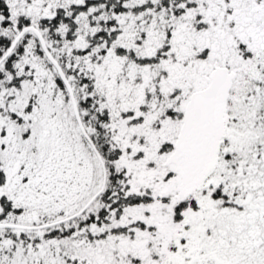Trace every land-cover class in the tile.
<instances>
[{"label": "snow or ice", "instance_id": "snow-or-ice-1", "mask_svg": "<svg viewBox=\"0 0 264 264\" xmlns=\"http://www.w3.org/2000/svg\"><path fill=\"white\" fill-rule=\"evenodd\" d=\"M0 264H264V0H0Z\"/></svg>", "mask_w": 264, "mask_h": 264}]
</instances>
